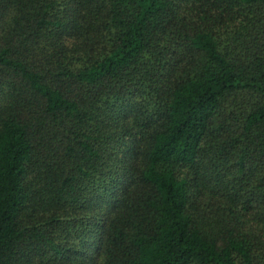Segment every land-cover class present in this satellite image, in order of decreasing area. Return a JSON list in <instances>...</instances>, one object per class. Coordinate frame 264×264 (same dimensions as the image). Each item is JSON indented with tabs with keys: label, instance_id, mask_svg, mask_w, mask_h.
<instances>
[{
	"label": "trees",
	"instance_id": "1",
	"mask_svg": "<svg viewBox=\"0 0 264 264\" xmlns=\"http://www.w3.org/2000/svg\"><path fill=\"white\" fill-rule=\"evenodd\" d=\"M0 264H264V0H0Z\"/></svg>",
	"mask_w": 264,
	"mask_h": 264
}]
</instances>
